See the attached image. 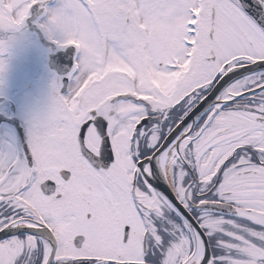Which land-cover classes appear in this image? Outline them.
I'll use <instances>...</instances> for the list:
<instances>
[{"label":"snow or ice","instance_id":"1","mask_svg":"<svg viewBox=\"0 0 264 264\" xmlns=\"http://www.w3.org/2000/svg\"><path fill=\"white\" fill-rule=\"evenodd\" d=\"M36 6L61 72L44 108L20 123L0 114V264H218L205 235L224 221L197 207L234 204L264 226V0H22L18 24ZM121 61L136 79L106 72ZM148 68L183 75L164 95L141 84ZM157 158L189 221L166 247ZM235 238L243 247H227L249 259L231 264H264V247Z\"/></svg>","mask_w":264,"mask_h":264},{"label":"flooded vegetation","instance_id":"2","mask_svg":"<svg viewBox=\"0 0 264 264\" xmlns=\"http://www.w3.org/2000/svg\"><path fill=\"white\" fill-rule=\"evenodd\" d=\"M21 2L22 0H0V29H3L0 31V40L11 41L8 50L0 54V59L6 62L4 70L0 72V114H8L15 117L16 123H20L27 114L45 107L49 101L53 78L57 74H60L57 68L61 70L56 59L59 50L53 46L47 35L39 28L43 10L39 6L34 7L31 17L26 22V25L22 27L18 24L20 11H22L19 7ZM56 3L57 0H48L50 7H55ZM66 43H75L79 47L82 42L76 39H69ZM116 64L119 67L118 69L112 68L111 64H108L106 72H120L128 75L132 79L137 78L138 73L136 69L129 65L126 71L123 69L125 65L123 61ZM121 65L123 66L121 67ZM52 66H56L57 68H53ZM141 75L145 80L143 82L141 79V84L148 82L164 95H169L181 79L183 73L169 76L166 73H156L148 68L144 69ZM242 78L244 77L237 79L225 87L224 90L216 95L217 99L233 83ZM66 91L67 88L65 87L64 92ZM149 99H155V97H149ZM217 99L198 117L190 121L189 124L198 123L201 118L206 119L207 114L214 110ZM242 103H247V101H242ZM150 118H154L153 120H155L158 117L153 115ZM0 122H3V115H0ZM153 164L155 172L152 179L156 181L153 184V188L168 202L163 216L156 218V222L164 234L166 242L164 247H166L167 243L175 239L176 231L182 225L187 224L175 213L173 205L160 190L164 186L162 178L164 177L165 179L164 169L160 160L157 158L153 161ZM205 195L209 199L215 198L214 194L206 193ZM180 202L182 203V201ZM216 204L224 205L230 212L220 211L207 206L204 208H196L197 216H207L212 219H221L224 221L221 226L223 231H216L212 235H205L210 254L215 257L226 258L223 261H219L218 264H231V260H248L249 257L240 251L239 248H229L227 245L243 247V242L235 238L239 236L259 247H264V240L254 237V233L257 230L264 231V226L247 217L240 216L234 204ZM187 210L189 212L192 211L191 209ZM229 232L234 235H228L227 233ZM148 245L151 247L152 242L148 241ZM157 252L159 253V259L162 260L163 252L160 249H157Z\"/></svg>","mask_w":264,"mask_h":264},{"label":"water","instance_id":"3","mask_svg":"<svg viewBox=\"0 0 264 264\" xmlns=\"http://www.w3.org/2000/svg\"><path fill=\"white\" fill-rule=\"evenodd\" d=\"M52 67L57 68L56 66H52ZM57 69H58V71L61 72V70H59V68H57ZM258 71H260V70L257 69V72ZM249 74L250 73H246L245 72V73L237 74L235 76H231L230 75L228 77H225L224 80H222L215 87V89H213L212 93L210 94L212 98L208 101L207 104L204 105V107L202 109H200L199 112L196 113L195 116H193V119L192 120H194L203 110H205L210 105H212V103H214L215 100H216V98H217L216 95H218L227 85H229L233 81H235V80H237V79H239L241 77H244L246 75H249ZM193 111H195V110H193ZM189 115H191V113H189ZM192 120H190V121H192ZM162 179L164 181V186H162V188L160 190L166 195L167 199L172 203V205L174 206V208L181 214V216L183 217V219L185 220V222L188 224L189 223L188 218L184 215V212L181 211V209L184 208L183 205L177 200V198L174 195H170V193H172L173 191H172L171 187L169 186V184L167 185L166 179H164V177ZM207 207H211L213 209H217V210H221V211L230 212V210L228 208H226L224 205H221V204H211V205H207ZM197 227H199V226L197 225ZM207 247H208V243H207Z\"/></svg>","mask_w":264,"mask_h":264},{"label":"rangeland","instance_id":"4","mask_svg":"<svg viewBox=\"0 0 264 264\" xmlns=\"http://www.w3.org/2000/svg\"><path fill=\"white\" fill-rule=\"evenodd\" d=\"M111 64V67L112 68H115V69H118L119 67H117V64L116 63H110ZM128 68H129V65H127V64H125L124 66H123V69H125L126 71L128 70ZM131 69V68H130ZM111 70H113V69H111ZM129 72V71H128ZM142 80H143V82L145 81L144 79H143V76H142ZM255 234H261V235H264V231H262L261 232V230L259 229V230H257V232H255L254 233V237L255 238H259V236L258 235H255ZM253 237V236H252Z\"/></svg>","mask_w":264,"mask_h":264},{"label":"bare ground","instance_id":"5","mask_svg":"<svg viewBox=\"0 0 264 264\" xmlns=\"http://www.w3.org/2000/svg\"><path fill=\"white\" fill-rule=\"evenodd\" d=\"M167 178V177H166ZM167 180H168V178H167ZM169 181V180H168Z\"/></svg>","mask_w":264,"mask_h":264}]
</instances>
